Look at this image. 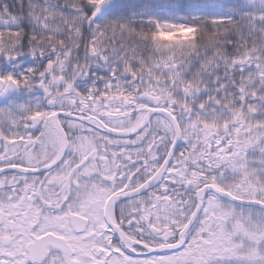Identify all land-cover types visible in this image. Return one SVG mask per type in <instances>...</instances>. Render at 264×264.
<instances>
[{
    "label": "snow or ice",
    "instance_id": "1",
    "mask_svg": "<svg viewBox=\"0 0 264 264\" xmlns=\"http://www.w3.org/2000/svg\"><path fill=\"white\" fill-rule=\"evenodd\" d=\"M0 264H264V0H0Z\"/></svg>",
    "mask_w": 264,
    "mask_h": 264
},
{
    "label": "trees",
    "instance_id": "2",
    "mask_svg": "<svg viewBox=\"0 0 264 264\" xmlns=\"http://www.w3.org/2000/svg\"><path fill=\"white\" fill-rule=\"evenodd\" d=\"M117 2L121 4H132V3H140L141 0H117Z\"/></svg>",
    "mask_w": 264,
    "mask_h": 264
}]
</instances>
